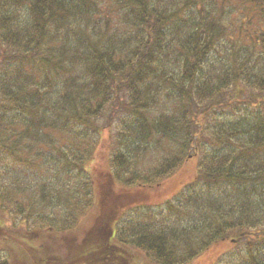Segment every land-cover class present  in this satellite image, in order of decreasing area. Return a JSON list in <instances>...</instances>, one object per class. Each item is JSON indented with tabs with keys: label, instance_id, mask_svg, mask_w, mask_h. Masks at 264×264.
Here are the masks:
<instances>
[{
	"label": "trees",
	"instance_id": "16d2710c",
	"mask_svg": "<svg viewBox=\"0 0 264 264\" xmlns=\"http://www.w3.org/2000/svg\"><path fill=\"white\" fill-rule=\"evenodd\" d=\"M106 116L125 188L142 193L198 161L175 201L199 217L124 235V216L101 217L63 256L42 231H70L90 205L86 166ZM8 218L31 230L10 233ZM0 225V264L11 250L34 264H189L226 241L214 264H264V0H0Z\"/></svg>",
	"mask_w": 264,
	"mask_h": 264
},
{
	"label": "rangeland",
	"instance_id": "374dc122",
	"mask_svg": "<svg viewBox=\"0 0 264 264\" xmlns=\"http://www.w3.org/2000/svg\"><path fill=\"white\" fill-rule=\"evenodd\" d=\"M116 17L117 21L122 17V14H119ZM162 109V107L159 108V110ZM100 125H102L100 127L102 133L100 143L95 146L93 157L91 158L90 163L86 166L94 186V197H91L88 200V204L90 203V205L86 206L85 213L79 217L74 227H72L70 231L66 233H57L47 230L42 231L43 236L47 238L46 241L50 242L49 247L51 249L58 248V251H60L59 253H61L63 256H66V253H69L68 250L78 246L90 233V231H98L99 228L97 221L101 217L102 223L105 219H109V216H113V214L114 217L119 213L120 218L124 216L121 224L119 225L118 222V227H114V230H120L123 232V235V229H126L137 223L138 225H148L150 223L153 225L157 224L161 226L159 228L167 229L166 231L168 232V230L184 228L190 221L192 222L197 219L196 217H199V213H196L195 210L188 211V207H190V205L186 204V200L183 196L182 199L175 201L178 199L177 197L184 191L187 185H190L193 182V188L195 187L194 181L198 180V161L192 160L189 165L186 163L184 167L178 172V174L175 175L176 177L171 176L167 180L162 181L160 185L158 184L148 190L146 189L142 193H140L137 188H125L124 185L111 173L109 167V157L106 152L109 142L113 140L115 129L112 132H109L110 129L108 128L107 116L105 119H103V121H101ZM160 149H158L160 150L159 152L150 151L147 154V157L144 159L141 158L139 160L138 165L143 171H147L153 167L152 164H156L158 162V159L160 156H162L161 151L166 154V143L163 144ZM61 182L63 187H66L64 185H75V181H68L66 177H64ZM53 186L54 185H50V190H52ZM65 190L68 192L67 188ZM197 190L198 192L200 191L199 188ZM194 192H196V189L193 191V193ZM114 195L118 196L119 198L114 197ZM134 201L138 202V206L142 208L141 210L130 208L133 206ZM168 201H175L172 208L168 206ZM182 203L183 207H181ZM174 206L178 207L180 210L182 208L180 215L179 209H174ZM124 208L126 209L123 210ZM5 221L6 227L10 229L9 232L16 236H22V230L24 229H26L27 232L28 230H31V226L29 224L27 226L24 225L25 227L23 228L19 227L18 223H21V220L19 219L10 220L8 218L7 220L5 219ZM14 222L17 223V225ZM161 223H164V225ZM0 227L4 226L0 225ZM110 228L112 229L113 225ZM123 235L117 236V239L118 237H123V239L126 238V235ZM25 240L27 241L26 238ZM232 245L233 243L231 241H226L225 243L216 245L215 247L213 246L209 252L206 253V255L196 256V254L189 264H214L221 256L225 255L230 250H232V248H234V245ZM10 250L11 248L5 251L9 252ZM0 251H2L1 248ZM17 253L19 254L13 257V252L11 250V254L8 257V259L13 260V264H34L33 260L30 258V255H26L22 250H18ZM137 253L139 254L138 257L144 258L146 251L140 250L137 251ZM46 254L51 256L57 255L58 252L47 251ZM50 256L48 257L54 258V256ZM42 257L43 256H41V258ZM15 258H17L18 262H15ZM3 260L4 258L1 256L0 262H3ZM44 260H47L46 257H44ZM64 264L67 263L65 262Z\"/></svg>",
	"mask_w": 264,
	"mask_h": 264
}]
</instances>
